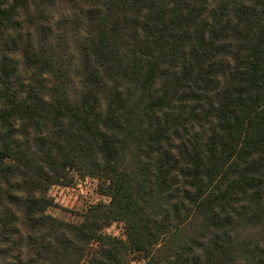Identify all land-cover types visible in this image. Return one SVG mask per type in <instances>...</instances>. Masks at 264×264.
I'll return each mask as SVG.
<instances>
[{
	"label": "trees",
	"instance_id": "trees-1",
	"mask_svg": "<svg viewBox=\"0 0 264 264\" xmlns=\"http://www.w3.org/2000/svg\"><path fill=\"white\" fill-rule=\"evenodd\" d=\"M70 169L108 197L78 223ZM134 252L264 264V0H0V264Z\"/></svg>",
	"mask_w": 264,
	"mask_h": 264
},
{
	"label": "rangeland",
	"instance_id": "rangeland-1",
	"mask_svg": "<svg viewBox=\"0 0 264 264\" xmlns=\"http://www.w3.org/2000/svg\"><path fill=\"white\" fill-rule=\"evenodd\" d=\"M69 174L71 178H67L70 179L67 184H53L49 187L48 194L52 197V204L47 207L46 211L59 219L78 223L83 211L89 205L107 203L108 197L100 192L98 178L84 176L74 169H70ZM247 230L244 229L246 233ZM103 231L120 238L125 237L121 221H113L104 227ZM129 259V264L143 263L141 255L137 252L132 253Z\"/></svg>",
	"mask_w": 264,
	"mask_h": 264
}]
</instances>
